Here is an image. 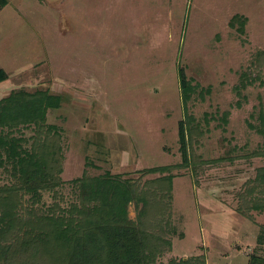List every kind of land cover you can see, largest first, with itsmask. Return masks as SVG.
<instances>
[{
  "label": "rangeland",
  "instance_id": "obj_1",
  "mask_svg": "<svg viewBox=\"0 0 264 264\" xmlns=\"http://www.w3.org/2000/svg\"><path fill=\"white\" fill-rule=\"evenodd\" d=\"M234 16L243 30L229 24ZM179 67L203 92L187 109ZM244 73L253 79L245 86ZM35 91L62 98L43 108L38 123L58 134L56 183L37 187L34 199L22 194L23 209L65 210L78 201L80 179L106 172L133 186L127 217L137 224L140 197L169 176L166 217L175 232L158 264L193 257L248 264L252 254L264 256L257 243L264 209L247 203L264 199V187L251 182L264 168V0H6L0 101ZM187 113L200 130L186 164L178 122ZM37 129L19 125L12 135L30 150L43 140ZM9 170L0 167V188L14 185Z\"/></svg>",
  "mask_w": 264,
  "mask_h": 264
},
{
  "label": "trees",
  "instance_id": "obj_2",
  "mask_svg": "<svg viewBox=\"0 0 264 264\" xmlns=\"http://www.w3.org/2000/svg\"><path fill=\"white\" fill-rule=\"evenodd\" d=\"M5 3L6 0H0V9ZM235 17L229 24L236 22L243 30L244 21ZM177 76L187 109V101L194 95L201 97L203 92L198 90L197 83L191 84L183 67L178 68ZM240 78L244 86L253 81L245 73ZM61 100L60 95L35 91L11 92L0 101V167L10 165L14 178V185L0 188V264H158V256L170 250V237L175 232L166 217L171 199L169 176L151 182L146 192L150 195L145 194L146 199L140 197L146 206L140 210L137 224L127 217L128 203L136 195L133 186L106 172L80 179L78 201L65 210L56 211L53 206L44 214L34 215L32 207L22 208V194H30L34 199L37 187L52 188L56 183L52 171L58 134L50 125L42 131L38 123L44 120L43 108L59 107ZM29 124L38 127V134L41 129L39 135L43 133L42 142H36L30 150L23 148V138L12 135L17 126ZM199 130V123L188 113L178 122L183 163L190 162L188 147L193 146V137ZM251 182L253 187H264V168L257 170ZM247 203L264 209V199L248 198ZM146 217L149 220L142 222ZM257 243H264V229ZM171 264L204 262L193 257L172 259ZM248 264H264V256L252 254Z\"/></svg>",
  "mask_w": 264,
  "mask_h": 264
}]
</instances>
